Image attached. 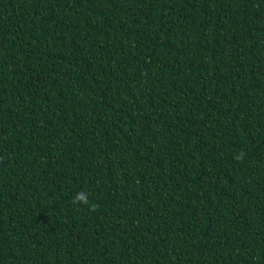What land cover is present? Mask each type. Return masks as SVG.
Wrapping results in <instances>:
<instances>
[{
  "label": "trees",
  "instance_id": "obj_1",
  "mask_svg": "<svg viewBox=\"0 0 264 264\" xmlns=\"http://www.w3.org/2000/svg\"><path fill=\"white\" fill-rule=\"evenodd\" d=\"M0 264H264V0H0Z\"/></svg>",
  "mask_w": 264,
  "mask_h": 264
},
{
  "label": "clouds",
  "instance_id": "obj_2",
  "mask_svg": "<svg viewBox=\"0 0 264 264\" xmlns=\"http://www.w3.org/2000/svg\"><path fill=\"white\" fill-rule=\"evenodd\" d=\"M243 154L241 153L240 155H238L236 157V159H242ZM73 204H80V205H87L89 207L90 211H95L96 208L98 207V205H96L95 203H89L87 194L84 191H80L78 192L75 197H73L72 200Z\"/></svg>",
  "mask_w": 264,
  "mask_h": 264
}]
</instances>
